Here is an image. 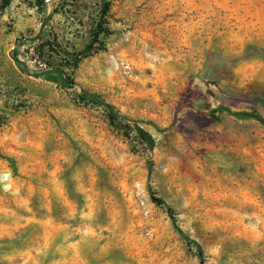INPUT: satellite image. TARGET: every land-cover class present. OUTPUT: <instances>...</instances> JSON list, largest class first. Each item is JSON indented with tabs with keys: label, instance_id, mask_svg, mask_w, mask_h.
Masks as SVG:
<instances>
[{
	"label": "rangeland",
	"instance_id": "rangeland-1",
	"mask_svg": "<svg viewBox=\"0 0 264 264\" xmlns=\"http://www.w3.org/2000/svg\"><path fill=\"white\" fill-rule=\"evenodd\" d=\"M38 1L0 7V264H264V0Z\"/></svg>",
	"mask_w": 264,
	"mask_h": 264
},
{
	"label": "trees",
	"instance_id": "trees-1",
	"mask_svg": "<svg viewBox=\"0 0 264 264\" xmlns=\"http://www.w3.org/2000/svg\"><path fill=\"white\" fill-rule=\"evenodd\" d=\"M12 0H1L0 1V7L1 8H6L7 6H9L11 4ZM45 3V0H39L37 3V6L39 9H41L43 7ZM111 1H107L105 2L104 6L101 8V13H100V18L99 21L96 24V28L94 29L93 32V38L91 43L83 50L77 51L75 53L72 54H67L66 51H63L62 48V44L59 43L57 40V36L54 35L52 36V38H50V34H48L45 30L44 27L41 29V31L38 33V35L36 36L35 40H39V44L36 46L35 48V53L38 55L37 57L40 58L39 60V64H43L46 65L45 69H41L37 72H34L33 75L35 77L38 76H49L52 73H56L58 74V76L60 78H62L63 80L66 79V73L65 71L58 67L60 64L58 65H52V60L53 58H60L62 61H65L72 70H75L79 63L86 58L92 51L94 48V45L98 42L99 46L96 47L95 49L98 50H104L106 47L103 43V41L101 40V36L103 35H109L111 33V30L108 27V14L110 11V6H111ZM17 41H20L21 43L25 42V38L21 37L18 38ZM55 43L57 45V48H54V44ZM20 46V45H19ZM13 54V59L15 61V63L17 64V66H19L20 70L23 73L29 74L31 75V69H30V65L28 63V61L26 60H22L19 58V48H15L14 51L12 52ZM67 56V59L64 57ZM30 59V58H29ZM34 57H32L31 60H33ZM28 60V59H27ZM44 60V61H41ZM90 100L94 103H100V104H104L105 106H107L110 110L108 113V118L109 121L112 125L114 126H118L116 121H117V114L114 112V109L111 105H108L106 103H104L103 101L99 100L97 97H94V95H89ZM81 98L83 100H86L88 98V95H81ZM220 112H223L225 110H230L227 109L225 107H221L220 109H217ZM217 110H212L211 114L213 117L218 118V116L215 115V112H217ZM233 115L242 118V119H247V118H252V119H256L258 121H260L261 123L264 124V117L256 112V111H237V112H233ZM119 127V126H118ZM131 126L129 125H124L123 128H128L130 129ZM135 129V133L137 134V137L140 138V140H142L143 143H145L148 148H153L155 141L154 138L146 131L144 130L142 127L136 125L134 127ZM127 134H129L127 132ZM153 200L154 202H156L158 205H163L166 207L167 212L169 213V215L171 216L173 222H176L174 213H173V209L167 205V202L160 198V197H155L153 196ZM180 230V229H179ZM180 232H182L180 230ZM188 240L190 241V243H194L197 250H198V256L202 259V256H204V252L203 249L201 247V245L196 242L195 240H192L190 238H188Z\"/></svg>",
	"mask_w": 264,
	"mask_h": 264
}]
</instances>
